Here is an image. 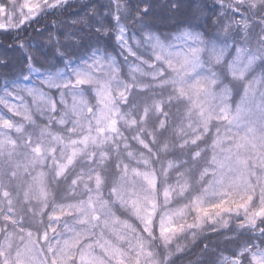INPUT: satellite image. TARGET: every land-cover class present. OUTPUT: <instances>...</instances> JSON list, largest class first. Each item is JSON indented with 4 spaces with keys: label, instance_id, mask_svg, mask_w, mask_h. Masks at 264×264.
Segmentation results:
<instances>
[{
    "label": "snow or ice",
    "instance_id": "6c2138e0",
    "mask_svg": "<svg viewBox=\"0 0 264 264\" xmlns=\"http://www.w3.org/2000/svg\"><path fill=\"white\" fill-rule=\"evenodd\" d=\"M0 35V264H264V0H0Z\"/></svg>",
    "mask_w": 264,
    "mask_h": 264
},
{
    "label": "trees",
    "instance_id": "16d2710c",
    "mask_svg": "<svg viewBox=\"0 0 264 264\" xmlns=\"http://www.w3.org/2000/svg\"><path fill=\"white\" fill-rule=\"evenodd\" d=\"M83 2V0H81ZM178 19H184V17H178ZM45 22L42 21L40 26H43ZM157 27L160 28L161 31H167L170 30L173 27V24L168 21H156ZM34 35V33H33ZM12 43V38L11 37H6L3 35H0V44H5V45H10Z\"/></svg>",
    "mask_w": 264,
    "mask_h": 264
}]
</instances>
